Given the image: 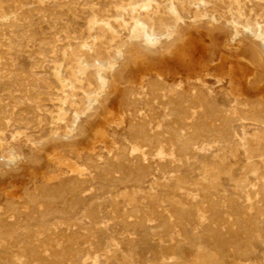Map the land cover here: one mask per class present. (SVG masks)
<instances>
[{"label":"rangeland","instance_id":"obj_1","mask_svg":"<svg viewBox=\"0 0 264 264\" xmlns=\"http://www.w3.org/2000/svg\"><path fill=\"white\" fill-rule=\"evenodd\" d=\"M131 2L0 0V162L14 153V163L25 164L19 171L23 177L0 178V195L18 193L31 177L41 183L43 173L67 174L69 166L82 164L90 152L107 157L131 142L119 114L123 84L110 85L112 65L122 68L125 80L138 90L142 79L158 76L180 88L189 102L198 104L196 115L203 118L213 109L229 119L238 104L259 93L264 97V77L256 92L243 90L244 74L252 77L253 71L244 64L240 49L220 46L210 62L200 55L206 46L204 23L212 19L215 25L233 21L237 26L235 44L223 39L230 48L248 45L243 29H264V0H150L147 9H134ZM176 14L186 24L195 22L199 31L183 27ZM135 19L150 21L144 25L150 37L128 39L123 27L131 28ZM155 34L165 45L156 43L154 52L142 50ZM191 38H200L198 48ZM99 74L106 80L104 94L109 95L105 103L97 95L98 108L87 117L86 99L102 90ZM139 106L158 126L163 110L149 103L148 91H142ZM60 107L65 115L58 113ZM76 114L79 128L73 129ZM230 121V136L204 138L188 155L174 154V165L155 167L140 186L87 176L85 190L75 196L78 208L66 217L52 214L41 220L37 214L32 219L18 214V245L0 231V264H264V213L258 228L235 217L238 210L264 209V126ZM69 133L74 136L66 137ZM66 143H73L79 159L67 151ZM37 156L39 164L32 162ZM205 195L215 200L222 224L210 222ZM150 196L157 199L154 207L167 216L188 199L196 201L198 211L183 216L184 228L170 224L168 230H157L150 219L126 225L125 214L137 220L148 212ZM86 208L97 220L85 214ZM210 227L217 229V240L207 233Z\"/></svg>","mask_w":264,"mask_h":264},{"label":"bare ground","instance_id":"obj_2","mask_svg":"<svg viewBox=\"0 0 264 264\" xmlns=\"http://www.w3.org/2000/svg\"><path fill=\"white\" fill-rule=\"evenodd\" d=\"M131 1L130 6L134 9L136 7L147 9L149 7L150 0ZM181 6H183V4ZM179 15L176 16V21L183 25V27L193 29L196 33L199 31L195 22L192 21L189 24H186ZM197 17H199V15ZM214 21L215 20L212 19L210 22L206 24L204 23V27L206 28V37L204 39L206 46L203 51L201 50V53L199 52L200 55L204 56L207 62H210V57L217 52L218 47L220 46L235 52H237V49H240L244 64L248 65L250 70L253 71L251 75L252 77H249V74L247 73L244 74L241 80L242 88L243 90H248L250 93L256 92L254 89L258 88L260 85L259 83L262 82L261 78L264 77V29L259 25L256 31L251 30L248 27L244 28L243 30L248 32L250 43L248 45L242 44L240 47L234 46L233 48H230L225 44L223 39L228 40L230 44H235V38L240 34L237 26L233 21L230 24L221 23V25H215ZM148 23H150V21L142 23L140 20L135 19L131 28L128 29V26H124V30H128V39L139 40L142 37H150L144 28V25H148ZM111 30L114 34H116V31L112 28ZM154 37L155 39L150 41L151 43L147 44V46L145 45V47H142V50L154 52L152 48L156 43L165 45V43L161 40V35L155 34ZM191 39L190 41L193 40ZM258 40L263 42V44H259ZM193 41L195 42V40ZM198 41L200 42V38ZM183 44H186V42H183ZM195 45H198V43L193 46L195 47ZM203 46H201L202 49ZM196 48L198 47H195V49ZM201 48H199V50ZM182 50L184 52L185 48ZM110 68V85L115 87L118 83L123 84L122 95L118 99L119 114L122 117L120 121H126L131 142H128L118 150L109 151V155L107 157L100 154H97L96 157H94L96 153L90 152L85 156L82 164L74 162L72 166H69L67 174H61L55 177L53 174L47 175L46 173H43L39 175L41 183H36L35 180L37 177H31L29 180L21 184L18 193H11L7 191L0 195V231L4 233L10 243H17L18 245L16 230L14 228L15 217L18 214H25L28 219H32L33 214H37L39 219L44 220L52 214H60L63 217H66L72 211H75L80 202L75 200V196L85 190L87 176L106 179L119 184L135 183L140 186L144 179L152 173V170L155 167L163 169L166 166L174 165L176 161L174 154L180 153L182 155H188L191 149H199L201 147L202 140L204 138L218 139L230 136V118L234 120L251 121L264 126V97L262 94L260 95V93L257 94L258 96L255 98L249 99L248 102L238 104V107L234 110L229 119H226L223 114L213 109L210 110L211 112L209 113L208 118H203L196 115V111L199 107L197 103L189 102L185 93L181 91L180 88L173 87L171 84L163 81L159 76L156 78L142 79L140 82L141 90H138L125 80L124 70L122 68L114 65ZM99 78L101 80L102 90L98 93H94V95H89L85 101L88 107L84 114L87 117L92 116L98 108V106H95L97 99L96 96H102L105 103L109 95V93L107 95L104 94L103 89L107 87L104 76L99 74ZM263 89L264 88H262V90ZM143 90L148 91L149 103H156L160 105L163 110L161 121L156 127L150 123L139 106V100ZM194 96L196 97V95ZM61 107L58 113H60V115H65L66 110ZM71 122L73 129L79 128L77 114ZM2 132L3 131L1 130L0 133ZM72 136H74V134L69 133L66 137ZM2 140L3 138H0V141ZM72 145L73 143H66L65 146L67 147V151L75 153L76 157L79 159L81 157V153L72 150ZM14 158L15 154L10 153L6 160H2V162H0V178H5L7 176L14 177L15 175L20 176L21 173L19 171L21 168L23 169L25 167V164L23 167L19 164H15ZM32 162L39 164L40 157H35ZM21 176L23 177L22 174ZM55 179L57 180L56 183L54 182ZM148 198L149 203L151 204L148 212L144 210L146 213H140V215H138V219H135L136 221L133 219L131 220L132 217L129 213L125 214L123 221L126 225H134V222L144 223L147 219H150L154 222L153 227L157 230H168L170 228V224L184 228V223L182 221L183 216L186 213H197L198 211L196 201L188 199L187 204L184 207L174 206L171 214L167 216L154 207L157 200L155 196H150ZM213 201L215 200L212 199L210 195H205L204 210L210 213V222L214 224H222L224 220L218 216L219 214L217 213L219 210L217 209L218 207L214 205ZM114 211L115 213L119 212L117 208H115ZM129 211L131 213L132 210L129 209ZM263 213V207L257 206L251 209L247 208L244 210H238L235 217L242 218L245 221L244 223H246L249 228H258V223ZM85 214L89 218L97 220L95 213L87 208L85 209ZM134 215L137 216L136 212ZM206 231L215 240L219 238V233L215 227H210Z\"/></svg>","mask_w":264,"mask_h":264}]
</instances>
